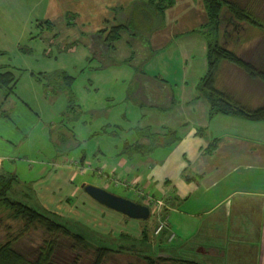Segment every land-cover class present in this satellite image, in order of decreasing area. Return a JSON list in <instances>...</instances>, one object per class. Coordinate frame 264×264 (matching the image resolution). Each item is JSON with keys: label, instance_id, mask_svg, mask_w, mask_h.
<instances>
[{"label": "crops", "instance_id": "1", "mask_svg": "<svg viewBox=\"0 0 264 264\" xmlns=\"http://www.w3.org/2000/svg\"><path fill=\"white\" fill-rule=\"evenodd\" d=\"M56 1L65 3L67 32L75 36L77 31L82 33L65 47L58 46L66 53L71 73L64 67L32 74L28 68H18L1 59V74L14 70L18 81L15 92L25 91L36 97L50 113L56 102L51 98L57 94L39 80L42 74L60 71L75 82L72 71L79 68L72 65L77 63L93 76L102 75L103 70L119 72L126 65L131 67L133 79L129 84L123 81L126 94L114 102L121 117V124L114 127L124 132L121 143L113 152L96 150L91 155L87 150L75 160L84 167L91 164L94 156L93 162L100 159V165L106 164L105 174L111 171L120 182L126 180L124 189L115 190H125L128 199L147 206L145 196L161 203L163 211L158 221H166L167 227L158 239L157 257L194 264H264V122L222 114L211 116V102L200 91L209 71V42L204 35L207 30H203L209 23L205 0H181L179 6L173 0L166 8L161 0H49L43 5L48 15ZM99 11L105 13L102 18ZM141 12L149 27L143 29L142 25L140 30L139 24V30L134 28L130 33L128 28ZM50 17L46 18L50 19L47 29L53 30L55 24ZM42 21L31 20L30 34L38 40L31 41L29 48L20 46L17 58L21 55L29 59L34 47L47 52L56 44L55 40L40 41L41 30L34 34L35 26ZM118 27L121 38L108 48L105 39ZM93 49H98L100 55ZM115 54L124 60L115 58ZM107 60L112 62L109 68L105 67ZM223 64L228 67L221 73ZM24 75L26 79L21 83ZM215 86L248 110L264 107V82L250 79L229 63H221ZM6 95L0 88V112L14 96ZM68 109L58 114L62 129L56 132V124L51 128L52 138L59 132L64 142L73 140L65 123ZM6 114L4 111L0 116L8 118ZM136 129L141 137H136ZM130 135H134L133 140H129ZM20 140L24 143V139ZM69 159V154L62 156L54 162L52 171L46 167L41 170L42 181L49 177L60 187L52 193L40 182L39 194L48 192L41 198L48 214L79 221L100 239L109 238L119 244L124 238L130 242L148 234L149 223L128 219L92 200L82 189L86 170L79 173L67 164ZM6 162L15 164L12 155L0 154V175L17 176L5 171ZM63 190L68 194H62ZM87 205L92 212L85 209ZM58 209L63 210V215Z\"/></svg>", "mask_w": 264, "mask_h": 264}, {"label": "rangeland", "instance_id": "2", "mask_svg": "<svg viewBox=\"0 0 264 264\" xmlns=\"http://www.w3.org/2000/svg\"><path fill=\"white\" fill-rule=\"evenodd\" d=\"M168 1L169 0H161V3L165 6L169 3ZM227 1L235 3L237 7L248 11L256 20L264 23V0ZM180 2L181 0H174V5L177 4L179 6ZM48 3L49 0H0V60L4 59V63L11 64L18 68H28L32 74H39L46 69L57 70L58 68L64 67H67L68 71L71 73L70 66L67 65L68 59L64 56L66 53L61 51L58 46L65 47V45L71 42V38L76 39L82 37V33L77 31L75 36V34L72 35V33L67 32L65 26V3L60 1L53 2L54 6L51 8L49 15L51 16V21L55 24V28L53 30H48L47 22L50 19L47 21L46 18L49 16L48 10H45L43 6ZM138 5L140 4L138 3ZM41 6L42 8L40 11L39 8ZM99 14L102 18L105 13L99 11ZM99 14H96L95 19ZM39 15H41V19H39ZM137 16L138 18L136 17L133 19L131 26L128 28L130 33L131 29L135 30L134 28L138 31L139 29L137 26H139V24L140 30L149 27L147 17L144 13L141 12L137 14ZM35 19L43 20L40 24L35 26L34 34L40 30L42 31L39 33V40H55L56 44L47 52L41 51L37 46L34 47L35 50H33V52L31 51L33 55L29 59L21 55L17 58V55L21 54L20 46L22 49H26L29 48L31 41L38 40V38L30 34L32 30L30 22ZM142 25L143 29L141 28ZM235 28L233 22L232 24L227 23V21L224 22L221 29L226 39L223 38L221 40L222 45H226L244 60L253 63L259 69L262 67L264 70L261 64V58L264 57V35L259 33L257 29L252 28L248 32L241 33V36L240 33H238L240 38L238 39L235 37L236 39L234 40L233 32ZM203 30H207V28ZM208 30L205 33H208ZM240 45H242V47ZM49 52L51 53L50 56L48 55ZM69 58L71 59L70 56ZM115 58L124 60L123 57H120V54H115ZM77 64L72 65L73 67L78 66L77 69L79 68L78 70L72 71V76L76 79L74 85H72V89L66 92H58L55 96L56 98H51V101L52 99L56 101L54 105V101L52 102V112L49 113L48 108L39 105L36 97L33 98L25 94V91L19 92L18 90L14 93V96L11 97L12 102L10 105L6 104L0 112L1 115L6 111L8 117L4 118V115L2 117L0 116V138H3L0 141V154L13 156L15 164L6 162L5 171L14 172L18 177V182L13 186L10 198L43 213H48L41 205L43 204L42 199L48 192L45 195L39 194L41 190L40 182L52 193L54 191L57 192L60 187L59 184H54L51 179H48L49 177H47L48 181H42L41 170L46 167L49 171H52L54 162L59 161L60 157L68 154L70 156L69 160L71 161H67L68 165H72V168L78 170L81 174L84 172L83 168L86 170V174L83 175L86 184L94 185L106 189L115 195L128 198V194L124 192L125 190H115V187L124 189L123 187L125 185L122 183L126 180H123L121 186H118L114 180H108V177L113 176L110 173L111 171H107L104 176L98 175V172L106 168V164L102 163L100 165L98 163L100 159L93 162V156L90 158L91 164H87L84 167L81 166L80 161L75 159H79L83 151L86 153L87 150L91 155H93L96 150H102L104 153H110L108 150L113 152L114 149H116V144L118 142L121 143L120 137H124V132L114 127V125L121 124V117L114 109V102L122 99L121 94H126L123 81H127V84H129L133 79L132 68L126 65L129 68L124 66V69L119 72L110 71L107 73L106 70H103L105 72L102 73V75L93 76V73L89 69L85 68L83 71L84 66L81 67V65ZM108 64L107 68L112 66L111 63L108 62ZM226 67H228V64H223L221 73L227 70ZM0 72H2V70H0ZM8 72L14 73V70L11 69ZM25 79L26 76L24 75L21 83ZM28 82H30L29 79ZM36 86L34 89H36ZM51 91H49V93L54 97V91L53 93ZM70 96H73L72 104H70ZM20 102H24L25 105H21ZM70 105L71 113L65 123L69 131H71V136H73L72 142L69 140L64 142L59 132L56 138H52V124H56V128H54L56 132L62 129V127L59 126V122H61L62 119L59 118L60 116H58V114L64 109H70ZM102 113H106V115ZM133 137L134 135H130L129 140H133ZM136 137H141L140 130L136 129ZM20 138L24 139V143H22L23 141L21 142ZM56 139H58L57 143ZM58 143L61 144L59 145ZM79 144V148H76L73 153L72 148ZM57 152L59 153L58 156ZM47 176L49 175L47 174ZM114 177L118 180L116 176ZM127 190L129 189L127 188ZM62 194H68V190H63ZM140 194L143 195V192L141 193L140 191ZM145 197L148 198V196ZM65 202L64 200L63 204H65ZM74 202L75 199H73L71 204ZM80 205L81 204L78 206L80 207ZM162 208L163 206L158 208V216H153L152 219L147 222L149 223L147 228L148 234L140 238L138 237L136 240H131L130 242L124 241L126 239L124 238L121 244L109 238L100 239L92 229L76 220L66 219L68 221L66 226H69L84 237L86 242L95 248L109 246L110 248L128 255L157 256V252H160L158 239L162 234L161 232L167 227L166 221H158L163 211ZM60 209L57 211L63 215L64 212ZM85 209L92 212L89 205H87ZM7 215L8 212L4 210L0 213V244H4L11 238L18 237L19 241L16 244V249L21 251L30 261H35L39 249L44 247L45 243L50 241L53 237L45 231L44 226L40 225L41 223L36 224L26 231L25 220L10 218ZM161 227L162 229L159 231ZM57 242L60 244L58 248V252H60V264H72L77 254L79 258L78 264H92L94 252L91 249L87 252L78 251L75 253L71 250L73 246L71 239L59 236ZM128 263L127 258L125 259L120 256L110 257L105 262V264ZM165 264L172 263L165 262Z\"/></svg>", "mask_w": 264, "mask_h": 264}, {"label": "trees", "instance_id": "3", "mask_svg": "<svg viewBox=\"0 0 264 264\" xmlns=\"http://www.w3.org/2000/svg\"><path fill=\"white\" fill-rule=\"evenodd\" d=\"M165 5L170 7L173 0H169ZM205 6L209 16V23L207 25L208 33H204L209 42V71L207 76L200 85V91L208 97L211 102L212 112L211 116L222 114L226 116H233L251 122H264V107L257 110H248L240 104L231 100V98L219 91L216 86V75L221 63H229L230 65L240 69L252 80H260L264 82V70L257 68L253 63L241 58L235 51L224 47L221 40L224 33L221 29L224 22H233L235 31L233 32L234 40L240 38L241 33L250 31L252 28L257 29L259 33L264 35V23L258 21L248 11L237 7L235 3L227 0H205ZM49 24V23H47ZM240 33V36H238ZM121 28L112 29L108 37L105 39L106 46L112 48L113 44L121 38ZM236 37V38H235ZM231 38V39H233ZM92 52L100 55L98 49H93ZM261 64L264 67V57L261 58ZM111 61L107 60L105 66H108ZM2 70V68H0ZM5 70V69H4ZM41 82H45L46 89L51 88L54 93L66 92L72 89L74 80L64 72H54L52 74H42L39 76ZM18 81L14 73L7 72L0 73V88L6 92V97L12 96L16 90ZM73 103V96H70ZM71 105L68 114L71 113ZM75 147L72 148V151ZM18 182L15 175H0V213L4 210L8 212V217L14 219H23L26 221V231L34 227L36 224L44 226L45 231L53 237L50 241L45 243L44 247L39 249V253L35 261H30L21 251L16 249V244L19 238H11L4 244H0V264H60L57 239L59 236L71 239L73 252H87L92 250L94 252V260L92 264H105L110 257H124L127 258L128 264H165L169 262L172 264H194L191 262L178 261L172 259H164L157 256L145 255H128L109 246L93 247L89 245L85 238L75 232L69 226L66 219H61L54 214L43 213L35 208L29 207L25 204L14 201L10 198V193L13 186ZM150 207V206H149ZM63 221V222H61ZM121 252V253H120ZM123 253V254H122ZM78 254L72 264H78Z\"/></svg>", "mask_w": 264, "mask_h": 264}, {"label": "water", "instance_id": "4", "mask_svg": "<svg viewBox=\"0 0 264 264\" xmlns=\"http://www.w3.org/2000/svg\"><path fill=\"white\" fill-rule=\"evenodd\" d=\"M82 189L99 205L110 211L121 214L128 219L144 223L152 219V210L145 204L115 195L106 189L94 185L83 184Z\"/></svg>", "mask_w": 264, "mask_h": 264}, {"label": "built area", "instance_id": "5", "mask_svg": "<svg viewBox=\"0 0 264 264\" xmlns=\"http://www.w3.org/2000/svg\"><path fill=\"white\" fill-rule=\"evenodd\" d=\"M99 176H104L105 173L103 171L98 172ZM108 180H114L116 185L121 186V182L116 180L114 176H110L108 177ZM123 184V183H122ZM147 202H148V206H150L151 210H152V216L153 214H157L158 213V208L161 206V203L159 201L154 200L151 197L147 198ZM162 229V227L159 229V231Z\"/></svg>", "mask_w": 264, "mask_h": 264}, {"label": "flooded vegetation", "instance_id": "6", "mask_svg": "<svg viewBox=\"0 0 264 264\" xmlns=\"http://www.w3.org/2000/svg\"><path fill=\"white\" fill-rule=\"evenodd\" d=\"M229 23H231V24H232V22H229Z\"/></svg>", "mask_w": 264, "mask_h": 264}]
</instances>
